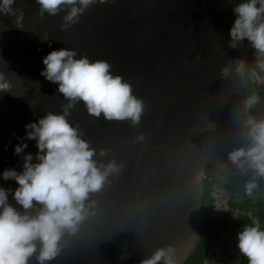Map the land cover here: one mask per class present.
Segmentation results:
<instances>
[{"label":"water","instance_id":"95a60500","mask_svg":"<svg viewBox=\"0 0 264 264\" xmlns=\"http://www.w3.org/2000/svg\"><path fill=\"white\" fill-rule=\"evenodd\" d=\"M238 2L105 0L69 28H61L63 11L40 16L36 0H15L16 13L0 14V72L13 84L0 91V172L21 169L23 153L14 146L25 124L67 103L41 75L42 58L54 48L107 60L144 102L136 124L89 114L82 101L69 110L96 148L94 158L120 168L90 194V214L47 264H140L162 247L183 264L196 250L203 179L235 167L228 153L248 143L240 103L250 94L246 70L264 85L250 42L228 46ZM235 58L246 63L242 73ZM251 113L263 118L257 104ZM27 144L24 152L37 151L34 139ZM0 185L16 182L0 178ZM29 264H38L34 256Z\"/></svg>","mask_w":264,"mask_h":264},{"label":"clouds","instance_id":"9594fccd","mask_svg":"<svg viewBox=\"0 0 264 264\" xmlns=\"http://www.w3.org/2000/svg\"><path fill=\"white\" fill-rule=\"evenodd\" d=\"M98 2L105 0H36L40 16L64 12L61 28L71 27ZM14 3L15 0H0V14L16 13ZM233 12L228 46L235 48L245 40L250 42L256 66L264 72V0H239ZM17 26L22 27L19 23ZM42 63L41 75L57 84L67 103L62 105V111H47L38 120L25 124V135L14 146L15 154L23 153L21 169L8 167L0 172V178L16 182L15 188L0 185V264H29L33 256L38 264H47L56 257L65 234L77 232L90 214L89 209L95 204L89 200L90 194L100 191L109 175L120 168L115 160L104 163L94 158L96 148L84 138L79 126L70 122L69 110L82 101L89 114L136 124L144 109L143 100L133 94L130 82L110 71L111 65L105 59H91L78 54L77 49L62 47L49 51ZM245 67L243 59L235 58L237 73ZM228 73L227 66L221 69L223 76ZM12 87L7 75L0 72V91ZM258 92L255 90L240 102L245 114L241 124L248 143L228 153V160L234 165L254 173V178L244 185L247 195L257 187L255 177H264V118L257 119L251 113L260 100ZM261 101L264 104L262 92ZM33 139L37 151L24 152L27 141ZM99 154L105 155V149H100ZM212 197L215 201L213 193ZM228 208L231 209L229 204ZM253 222L244 225L237 236L229 232L235 236L247 264H264V227L257 217H253ZM161 262L177 264L171 248H157L140 264Z\"/></svg>","mask_w":264,"mask_h":264},{"label":"trees","instance_id":"16d2710c","mask_svg":"<svg viewBox=\"0 0 264 264\" xmlns=\"http://www.w3.org/2000/svg\"><path fill=\"white\" fill-rule=\"evenodd\" d=\"M246 76L250 94H254L255 90L264 94V85L254 79L250 69L246 70ZM259 96L260 100L257 105L264 118V104L261 101V94ZM221 177L228 180L225 187L230 191L228 199L231 208L228 211L230 218L224 211L217 213L212 205L215 182ZM253 178L254 173L251 169L242 171L237 166L204 177L201 217L198 219V225L202 230L201 240L196 250L188 256L183 264H203L208 250L214 246L221 232L232 231L237 236L244 225L254 223L253 217H257L260 225L264 227V177H255L257 187L251 195H247L244 190L245 182ZM240 264H247L245 257L242 256Z\"/></svg>","mask_w":264,"mask_h":264},{"label":"built area","instance_id":"2783aa9c","mask_svg":"<svg viewBox=\"0 0 264 264\" xmlns=\"http://www.w3.org/2000/svg\"><path fill=\"white\" fill-rule=\"evenodd\" d=\"M224 203L225 206H228L227 199ZM216 244L217 243H215L214 246L208 250L206 257L204 258L203 264H240L242 260V255L240 254L239 249L237 248L236 239H232V243L227 242L226 244H220L218 242L219 248L217 249Z\"/></svg>","mask_w":264,"mask_h":264},{"label":"rangeland","instance_id":"374dc122","mask_svg":"<svg viewBox=\"0 0 264 264\" xmlns=\"http://www.w3.org/2000/svg\"><path fill=\"white\" fill-rule=\"evenodd\" d=\"M254 77V76H253ZM255 79V77H254ZM227 178L221 177L219 179L216 180L215 182V188L213 191V195L216 196V200L214 202V204L212 203L214 209L216 210V212H221L220 210H223L224 212H226L227 217L230 218V216H228V206H225L224 202L226 201V199L228 200L229 196H230V191L225 187V182H227ZM232 239L235 240V236L229 232V233H222L221 235V239L218 241L220 244L224 243L226 244L227 242L232 243ZM216 244V249L219 248V244ZM231 258V257H230Z\"/></svg>","mask_w":264,"mask_h":264},{"label":"flooded vegetation","instance_id":"af4514ba","mask_svg":"<svg viewBox=\"0 0 264 264\" xmlns=\"http://www.w3.org/2000/svg\"><path fill=\"white\" fill-rule=\"evenodd\" d=\"M258 93H260V94H261V92H258Z\"/></svg>","mask_w":264,"mask_h":264}]
</instances>
